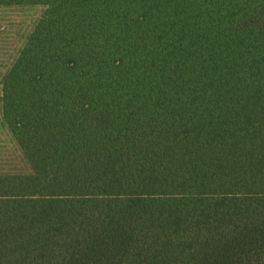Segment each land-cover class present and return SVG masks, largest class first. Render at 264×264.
Masks as SVG:
<instances>
[{
	"label": "trees",
	"instance_id": "obj_1",
	"mask_svg": "<svg viewBox=\"0 0 264 264\" xmlns=\"http://www.w3.org/2000/svg\"><path fill=\"white\" fill-rule=\"evenodd\" d=\"M30 7L0 264H264V0H0Z\"/></svg>",
	"mask_w": 264,
	"mask_h": 264
},
{
	"label": "rangeland",
	"instance_id": "obj_2",
	"mask_svg": "<svg viewBox=\"0 0 264 264\" xmlns=\"http://www.w3.org/2000/svg\"><path fill=\"white\" fill-rule=\"evenodd\" d=\"M42 7H30L14 10H0V44L8 45L13 38H19L28 30L42 14ZM19 36V37H18ZM0 58L1 64L7 61L6 50ZM24 160L17 145L12 140L9 132L0 125V170H24Z\"/></svg>",
	"mask_w": 264,
	"mask_h": 264
}]
</instances>
